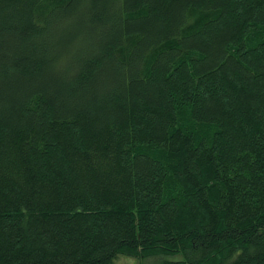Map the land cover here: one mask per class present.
<instances>
[{
  "label": "trees",
  "instance_id": "1",
  "mask_svg": "<svg viewBox=\"0 0 264 264\" xmlns=\"http://www.w3.org/2000/svg\"><path fill=\"white\" fill-rule=\"evenodd\" d=\"M121 257L264 264V0H0V264Z\"/></svg>",
  "mask_w": 264,
  "mask_h": 264
},
{
  "label": "rangeland",
  "instance_id": "2",
  "mask_svg": "<svg viewBox=\"0 0 264 264\" xmlns=\"http://www.w3.org/2000/svg\"><path fill=\"white\" fill-rule=\"evenodd\" d=\"M120 260H121V262H129L130 264H139L136 259H135L136 260V262H135L134 259H130L127 257H121Z\"/></svg>",
  "mask_w": 264,
  "mask_h": 264
}]
</instances>
